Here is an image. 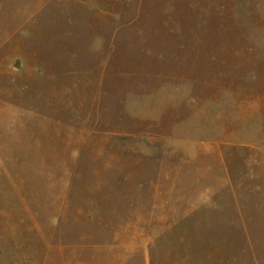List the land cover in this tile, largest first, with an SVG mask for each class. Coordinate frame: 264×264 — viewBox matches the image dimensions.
<instances>
[{
    "label": "rangeland",
    "instance_id": "1",
    "mask_svg": "<svg viewBox=\"0 0 264 264\" xmlns=\"http://www.w3.org/2000/svg\"><path fill=\"white\" fill-rule=\"evenodd\" d=\"M171 226L167 264H264V0H0V264H150Z\"/></svg>",
    "mask_w": 264,
    "mask_h": 264
},
{
    "label": "trees",
    "instance_id": "2",
    "mask_svg": "<svg viewBox=\"0 0 264 264\" xmlns=\"http://www.w3.org/2000/svg\"><path fill=\"white\" fill-rule=\"evenodd\" d=\"M33 17V15H32ZM36 20V18H35ZM47 27V26H46ZM44 28V26H42V29ZM29 31V32H28ZM30 36V38H33L34 36V30L27 28L26 31ZM16 34H14L15 36ZM13 36V37H14ZM15 48L14 46H12V48H10V51L14 52ZM17 52L19 54V52L23 54V50L21 47H19L17 49ZM42 71L46 72V68H50L52 72H65V74L67 73H73L74 69L73 68H69L68 65H61L60 62L57 64V62L51 61L48 62V60H42ZM47 68V69H48ZM48 72V71H47ZM52 79L55 80L54 77H50ZM62 109L64 107H61ZM67 111H71V107L69 109H66ZM72 112V111H71ZM66 114L62 111H60L59 114H54V113H43L42 116L44 118V120L47 122V126L44 127V134L42 136V138L40 139V144L41 147H46V148H52L53 144L56 143L58 145V149L57 150V154L59 156H61V158L63 159V170H67L71 167V165L74 163L73 159L71 157L70 151L69 149H67V147L65 146L64 143V136L63 135H58L57 138L52 140V135L51 133H53L54 130L51 127V120L56 119L57 122V126H60L61 124H63L64 121V116ZM57 116V117H56ZM59 120H58V119ZM49 121L51 122V124L49 123ZM50 124V125H49ZM47 133V136L45 137ZM35 138H37L35 136ZM54 142V143H53ZM43 149V148H42ZM46 160V157H45ZM58 178V176L56 177ZM69 179V176H68ZM70 180V179H69ZM102 182L98 184L97 186V191L101 194L100 197L97 198V200L94 199H89V202H87L85 209H81V208H76V206L73 205V208L75 210V214L79 217H82L85 221H92V220H96L99 217H103L104 214L102 212V206L103 204H105L107 202V198H108V190L107 188H104L105 186H101ZM65 193V192H64ZM71 196V188L69 187V189L67 188V194L65 195V198L67 200L72 199ZM122 211L121 213H125V203H122ZM71 207H69L68 210H70ZM117 209L115 208L113 213L117 214V212L119 213L120 210L116 211ZM183 219H181L182 221ZM179 222H177L175 225H178ZM108 225V224H107ZM175 225L173 226V228L175 227ZM107 228V226H106ZM172 226L171 227H167V229H165L163 232H157L155 234H153V236H151L149 242L147 243V247H148V251H149V257H150V264L153 261V253H154V249H156V247L158 246H162V249H164L161 253H162V263L163 264H167L170 260H172L175 256H176V252H175V246L177 244H185V239L184 238H180V236L177 235V233H170L173 230ZM152 235V234H151ZM107 246L110 250V252H113L112 250L116 249V244L113 243V238L111 239V236L108 238V241L106 242ZM205 243V244H204ZM207 241H204L200 244V247L202 250L206 251L207 250ZM204 244V245H202ZM208 256V258L206 259V264H223L224 260H226V258H224L221 254H215L214 252H205ZM110 262H116L114 261L112 258H109ZM140 264H145V258L144 256H142V262H140Z\"/></svg>",
    "mask_w": 264,
    "mask_h": 264
}]
</instances>
